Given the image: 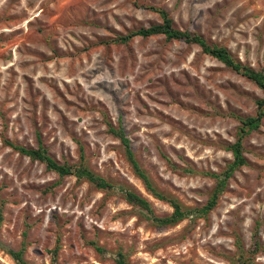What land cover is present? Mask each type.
<instances>
[{
  "label": "rangeland",
  "instance_id": "rangeland-1",
  "mask_svg": "<svg viewBox=\"0 0 264 264\" xmlns=\"http://www.w3.org/2000/svg\"><path fill=\"white\" fill-rule=\"evenodd\" d=\"M226 48L264 73V0H0V264H264V121L243 141L246 165L206 219L160 227L172 208L133 174L106 122L123 128L160 193L201 208L206 172L232 160L237 116L256 113L262 91L195 45L158 35L115 40L161 22ZM82 164L113 184L99 190L59 177L7 144ZM77 142L83 147V159ZM260 245L252 253L254 233Z\"/></svg>",
  "mask_w": 264,
  "mask_h": 264
},
{
  "label": "trees",
  "instance_id": "trees-1",
  "mask_svg": "<svg viewBox=\"0 0 264 264\" xmlns=\"http://www.w3.org/2000/svg\"><path fill=\"white\" fill-rule=\"evenodd\" d=\"M157 13L159 14L161 19V22L159 24L131 31L125 36L118 37L115 41L121 44H126L137 37L149 38L161 35L164 36L168 41H182L188 45H195L201 50L203 54L215 59L227 69L246 78L257 88H259L263 93V98L258 99L255 102L256 113L254 116L236 117L239 123L236 139L233 143L224 146V149L231 154L232 160L220 173H204V175L214 180V187L206 204L201 208L183 207L176 199L166 196L156 190V188L152 185L149 177L140 168L138 162L136 161L131 149L130 142L123 128L120 125L118 127H114L110 122H106L107 132L120 142V145L122 146L124 151L125 159L130 166L133 174L141 181L144 188L154 198L169 204V206L172 208V213L169 216L163 218L155 217L153 215L150 204L144 198L127 188L121 187L120 192L122 193L125 201L130 206L138 208L145 215H147V217L149 216L151 221L156 225L160 227H170L178 224L185 219H206L209 213H211L217 206L218 200L224 193L228 181L233 177L236 171L246 165V159L243 154V141L251 132L257 131L264 121V73L262 71H256L234 59L226 48L215 46L206 41L200 35L191 34L189 32L176 29L174 27L173 21L170 19L166 12L158 10ZM7 145L15 150L18 154L29 158L31 161L38 162L44 165L47 171L53 172L59 177L74 176L77 180H84L99 190L106 191L112 190L114 188L113 184L95 175L82 164L75 166L68 165L66 163L60 164L56 162L48 155L46 149L42 146L39 139L37 148L35 149L16 146L10 143H8ZM77 145L80 152V158L82 160L83 147L79 142H77ZM257 235L258 233L255 232L253 237L254 244L252 253H256L260 249ZM237 249L238 251H240L238 263L244 264L246 260L243 259V250L239 242H237ZM8 254L16 264H28L23 259V250L17 252L9 250ZM118 257V263L125 264L124 257L122 255H119Z\"/></svg>",
  "mask_w": 264,
  "mask_h": 264
}]
</instances>
